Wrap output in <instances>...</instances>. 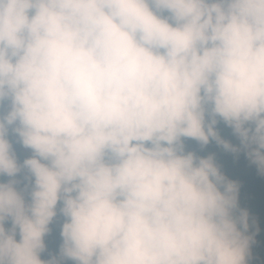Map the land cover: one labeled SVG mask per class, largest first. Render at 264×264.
Here are the masks:
<instances>
[{
	"label": "clouds",
	"instance_id": "obj_1",
	"mask_svg": "<svg viewBox=\"0 0 264 264\" xmlns=\"http://www.w3.org/2000/svg\"><path fill=\"white\" fill-rule=\"evenodd\" d=\"M210 145L264 176V0H0V264H249Z\"/></svg>",
	"mask_w": 264,
	"mask_h": 264
},
{
	"label": "trees",
	"instance_id": "obj_2",
	"mask_svg": "<svg viewBox=\"0 0 264 264\" xmlns=\"http://www.w3.org/2000/svg\"><path fill=\"white\" fill-rule=\"evenodd\" d=\"M207 150L217 151L223 171L230 178L239 181V203L249 210L255 221L254 229H258L249 264H264V176L257 173L255 166L250 165L243 154L234 158L231 154L216 149L214 145H210ZM59 239L58 230L55 229L45 238L46 244L53 249L58 246ZM42 258H45L43 254Z\"/></svg>",
	"mask_w": 264,
	"mask_h": 264
}]
</instances>
